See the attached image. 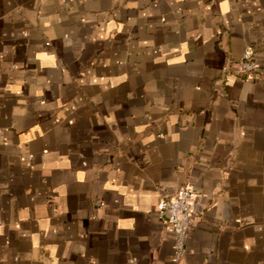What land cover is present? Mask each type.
<instances>
[{"label":"crops","instance_id":"1","mask_svg":"<svg viewBox=\"0 0 264 264\" xmlns=\"http://www.w3.org/2000/svg\"><path fill=\"white\" fill-rule=\"evenodd\" d=\"M0 264H264V0H0Z\"/></svg>","mask_w":264,"mask_h":264},{"label":"built area","instance_id":"2","mask_svg":"<svg viewBox=\"0 0 264 264\" xmlns=\"http://www.w3.org/2000/svg\"><path fill=\"white\" fill-rule=\"evenodd\" d=\"M259 64L252 49L244 52L240 62V70L245 75L258 71ZM195 191L192 184L187 183L178 188L177 193L165 198L158 210L159 215L171 226L175 238V253L182 256L186 252V240L194 225Z\"/></svg>","mask_w":264,"mask_h":264}]
</instances>
